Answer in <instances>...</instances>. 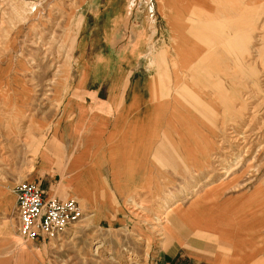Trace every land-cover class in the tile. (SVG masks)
I'll return each instance as SVG.
<instances>
[{"label": "rangeland", "instance_id": "rangeland-1", "mask_svg": "<svg viewBox=\"0 0 264 264\" xmlns=\"http://www.w3.org/2000/svg\"><path fill=\"white\" fill-rule=\"evenodd\" d=\"M163 1L0 0V4L9 2L3 7L0 22V264H166L168 260L162 257L161 248L172 242L168 238V222L175 223L173 213L181 204L202 201L204 206H197L205 208L207 204V210L202 211L213 213L212 209L225 199H231L228 206L247 203L249 211L235 216L234 223L245 216L248 221L258 220V213L264 211V195H252L258 197L253 203L245 199L246 195H236L264 187V0H222L235 5L243 1L246 6L241 15L253 27L252 33L242 38L245 45L239 40L243 48L236 44L231 54L226 48L220 51L221 63L230 64L235 55L254 61L251 67L246 65V70L236 71V98L240 101L237 117L229 114L219 120L225 124L224 131L234 119L236 128L217 137L215 151L208 159L209 170L187 184L190 194L187 195L185 183H181L175 185L181 187L178 195L160 191L155 195H126L116 208L118 219L106 216L97 221L82 211L81 219L61 234L27 242L18 235L15 187L20 181L36 179L43 164L48 171L58 165V159L53 158L43 163L40 155L50 144L49 139L72 121V116L67 115V101L72 92H81L77 84L82 68L80 58L90 66L88 89L96 88L103 79H111L120 63L135 68L134 51L138 38L144 34L142 24L148 21L153 29L152 24L157 21L164 31L158 8ZM31 7L33 12L29 11ZM125 13L131 18L127 22L120 16ZM256 22L258 28L254 26ZM171 46L175 52V45ZM106 90L107 85L103 84L99 95L103 96ZM223 111L222 107V116ZM56 142L62 145L57 139ZM227 181L228 186L221 189L224 195H198ZM66 196L61 195L63 199ZM173 204L174 210L166 215ZM254 232V246L245 250L248 255L233 256L237 264H264V227ZM199 237L209 243L197 254L210 258L219 249L215 237ZM184 239L179 237L180 241ZM187 250H180L186 256L177 264H184L186 259L211 264ZM220 250L228 251L224 247Z\"/></svg>", "mask_w": 264, "mask_h": 264}, {"label": "crops", "instance_id": "crops-1", "mask_svg": "<svg viewBox=\"0 0 264 264\" xmlns=\"http://www.w3.org/2000/svg\"><path fill=\"white\" fill-rule=\"evenodd\" d=\"M238 3L222 0L158 3L159 22L164 24V31L157 21L152 24L153 29L150 22L143 23L144 34L138 38L134 51L135 68L127 63L118 64L112 78L99 81L96 88H87L90 66L80 58L82 68L77 84L81 92L80 95L72 92L67 101V115L72 116V121L49 139L50 144L40 155L43 163L51 158L59 163L49 171L43 164V171L32 180L40 185L44 195L61 199V195L74 196L84 214L90 213L100 221L106 216L118 219L116 208L126 195H155L158 191L178 195L181 187L175 185L187 186L193 179L201 178L204 170H209L208 159L215 151L217 137L236 128L235 119L227 131L219 121L229 114L237 117L240 101L236 98V71L246 70L254 61L235 55L230 64L221 63L220 51L226 48L231 54L236 44L243 48L246 42L242 38L252 33L253 23L241 15L246 5L243 1ZM126 14H120L124 16L123 22L131 19ZM239 40L243 45H239ZM143 62L144 66H140ZM103 84L107 90L101 96L98 89ZM229 183L209 187L198 195L207 198L224 195L221 189ZM263 188L262 185L236 195H246L245 199L253 203L258 197L252 195H264ZM230 200L221 201L212 209L213 213L202 211L207 210V204L205 208L197 206L202 201L178 206L173 213L175 223L168 222L167 237L172 242L161 248L162 257L168 260L166 264H177L180 258L183 261L186 256L180 253L183 248L211 264H237L235 254L248 255L245 250L254 246V231L264 227V211L258 213V220L248 221L245 216L234 223L235 216L249 211L248 204L228 206ZM198 234L215 237L219 249L210 258L197 254L208 245V240ZM179 237L185 239L180 241ZM220 247L228 251L222 252ZM197 262L186 259L184 264Z\"/></svg>", "mask_w": 264, "mask_h": 264}, {"label": "built area", "instance_id": "built-area-1", "mask_svg": "<svg viewBox=\"0 0 264 264\" xmlns=\"http://www.w3.org/2000/svg\"><path fill=\"white\" fill-rule=\"evenodd\" d=\"M15 195L17 232L25 242L65 232L82 217L76 199L46 197L37 182H18Z\"/></svg>", "mask_w": 264, "mask_h": 264}, {"label": "bare ground", "instance_id": "bare-ground-1", "mask_svg": "<svg viewBox=\"0 0 264 264\" xmlns=\"http://www.w3.org/2000/svg\"><path fill=\"white\" fill-rule=\"evenodd\" d=\"M8 3V5H9V2H7ZM7 3H4V4H0V22H2L1 21V17L3 16V13H2V11H3V7L5 6V5H7ZM11 4V3H10ZM33 6V5H32ZM11 8H12V4H11ZM13 9L15 10V8L13 7ZM33 7H31V9L29 10V11H32L33 12ZM5 10V9H4ZM16 13H17V16L20 18V17H22V15H21V13H20V11H16ZM27 14H29V12L27 11L26 12ZM40 38V37H39ZM43 38V37H42ZM40 40V39H39ZM38 40V41H39ZM40 41H42V40H40ZM44 41V40H43ZM42 41V42H43ZM48 42V41H47ZM45 45H47V43L45 44ZM43 49H45V48H43ZM46 50V49H45ZM45 52V51H44ZM40 54V53H39ZM48 55V54H47ZM51 57V56H50ZM51 59V58H50ZM58 60V59H57ZM58 68V67H57ZM52 78H54V77H52ZM51 82V81H50ZM53 82V81H52ZM238 139H240V138H238ZM245 140V139H244ZM240 141V140H239ZM234 143H235V141H233ZM237 142V141H236ZM238 143H240V142H238ZM241 144V143H240ZM239 148V147H238ZM245 148V147H244ZM231 150V149H230ZM222 160H224V159H222ZM221 164H222V162H221ZM224 165V164H223ZM163 207V206H162ZM175 207H173V206H169L167 209V212H166V215L168 214V213H170L171 211H173V209H174ZM160 212H161V209H160ZM141 213V212H140ZM154 215V214H153ZM157 215H158V213H157ZM61 234V233H60Z\"/></svg>", "mask_w": 264, "mask_h": 264}]
</instances>
